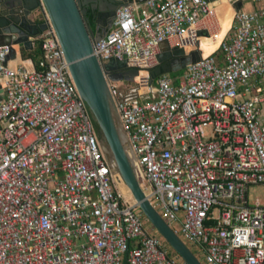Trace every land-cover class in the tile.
<instances>
[{
  "label": "built area",
  "instance_id": "1",
  "mask_svg": "<svg viewBox=\"0 0 264 264\" xmlns=\"http://www.w3.org/2000/svg\"><path fill=\"white\" fill-rule=\"evenodd\" d=\"M219 1L119 8L93 54L101 66L144 73L107 85L151 206L206 264H264V203L248 197L250 186L264 189V0H225L234 17L220 60L217 51L188 64L178 82L168 74L148 82L162 46L192 52L211 34ZM247 1L257 7L244 10ZM42 20L36 67L11 66V46L0 45V264H179L118 191L116 164L101 149L46 12Z\"/></svg>",
  "mask_w": 264,
  "mask_h": 264
},
{
  "label": "water",
  "instance_id": "2",
  "mask_svg": "<svg viewBox=\"0 0 264 264\" xmlns=\"http://www.w3.org/2000/svg\"><path fill=\"white\" fill-rule=\"evenodd\" d=\"M146 1L148 0H0V45L11 46L9 57L16 53L14 46L26 49L32 47L35 39L47 27L42 20L46 12L69 65L77 91L99 128L119 176L135 204L183 264H202L151 206L141 190L122 145L107 81L133 82L139 75V70L127 68L124 63L116 61L101 66L93 54V44L107 34L113 23L104 33L98 25L92 28L86 9L89 8L104 16L111 15L114 21L119 8ZM242 5V1H238L233 7L240 10ZM219 44L207 56L201 55L198 45L196 50L188 54L178 48L160 53L156 57L158 66L149 70V84L162 74L171 73V64H180L174 71L176 72L185 69L191 62L214 55L219 49Z\"/></svg>",
  "mask_w": 264,
  "mask_h": 264
},
{
  "label": "rangeland",
  "instance_id": "3",
  "mask_svg": "<svg viewBox=\"0 0 264 264\" xmlns=\"http://www.w3.org/2000/svg\"><path fill=\"white\" fill-rule=\"evenodd\" d=\"M257 7V4L255 1H247L244 4V10L246 11H251L253 9H255ZM191 51V50H190ZM189 51V52H190ZM187 52V54L189 53ZM215 56L220 60L221 59V53L218 51ZM185 73V69H182L180 71H176V72H171L168 73V76L171 79H176L179 78ZM141 75V74H140ZM141 78V77H140ZM178 82V81H177ZM129 83L128 82H119V86H127ZM153 85L156 86L157 82H153ZM263 113H264V105H263ZM100 146L102 151L104 152V154L107 157H112L110 154V151L107 147V144L105 142V140L103 139V137L98 138ZM118 191H120L122 194H124V196L126 198H132L130 192L128 191V189L126 188V186L124 185V183H118ZM248 197H249V202L250 203H254L256 200H258L260 203H264V189L259 186V185H253L250 186L248 189ZM133 199V198H132ZM144 226L146 228L147 231L156 234L158 237H160L157 232L154 230V228L152 227V225L146 220V218L144 217ZM173 229L178 233V236L182 239V241L187 245V247L192 251V253L197 257V259L202 263V264H206L205 258L203 257V255L201 254V252L199 251V249H197L194 245H192L189 241H187L180 233V229H179V225L174 224L173 225ZM161 238V237H160ZM169 247V246H168ZM170 248V247H169ZM171 249V248H170ZM171 251V250H170ZM173 251V250H172ZM172 255L176 258V260L178 261L179 264H183L182 260L176 256V254H174V252H172Z\"/></svg>",
  "mask_w": 264,
  "mask_h": 264
},
{
  "label": "crops",
  "instance_id": "4",
  "mask_svg": "<svg viewBox=\"0 0 264 264\" xmlns=\"http://www.w3.org/2000/svg\"><path fill=\"white\" fill-rule=\"evenodd\" d=\"M215 10H214V16L219 22H225L230 25V29L227 31V34H230L231 26H232V21L234 17V10L233 8L228 5L226 2H222L221 0L217 3L214 4ZM37 42L33 43L32 47L26 48H18L17 46H14V49L16 53L11 57L13 60L10 63L11 66H15L17 64H23L27 68L31 69L36 67L35 63L31 59H23L22 55L27 54L28 52L32 51L34 47L37 45ZM170 50L168 45H164L161 48V52H166ZM141 79V78H140ZM173 80V79H172ZM174 82L178 81V78L173 80ZM263 119H264V113H263Z\"/></svg>",
  "mask_w": 264,
  "mask_h": 264
},
{
  "label": "bare ground",
  "instance_id": "5",
  "mask_svg": "<svg viewBox=\"0 0 264 264\" xmlns=\"http://www.w3.org/2000/svg\"><path fill=\"white\" fill-rule=\"evenodd\" d=\"M221 1L225 2V0H221ZM212 21L214 23V30L211 32V34L209 32H203L202 38H200L197 43L200 48V52L202 56L209 55L218 46V44L223 40V38L227 34V31L230 29V25L228 23L219 22L215 18L214 14H213ZM192 49H193V46H190V45L185 46L186 52ZM140 74H144V73L141 72ZM140 74L137 80H140Z\"/></svg>",
  "mask_w": 264,
  "mask_h": 264
},
{
  "label": "flooded vegetation",
  "instance_id": "6",
  "mask_svg": "<svg viewBox=\"0 0 264 264\" xmlns=\"http://www.w3.org/2000/svg\"><path fill=\"white\" fill-rule=\"evenodd\" d=\"M86 10H87V18L90 20L91 27L94 28V26L98 25V27L102 30V33L107 31L111 26V24L113 23V17L111 15L104 16L102 14H98L95 11H91V9L89 8ZM179 65H180L179 63L174 65L171 64L170 65L171 72H174L176 69H178ZM140 77L142 80L145 76L144 74H141Z\"/></svg>",
  "mask_w": 264,
  "mask_h": 264
},
{
  "label": "trees",
  "instance_id": "7",
  "mask_svg": "<svg viewBox=\"0 0 264 264\" xmlns=\"http://www.w3.org/2000/svg\"><path fill=\"white\" fill-rule=\"evenodd\" d=\"M22 57H23V59H28V58L31 59L35 63V66H37V63L41 58V51L39 48V44H37L32 51L28 52L27 54H23ZM93 125H94V129H95V133H96L97 137L101 138L102 134H101L99 128L97 127V125L95 124L94 121H93ZM170 250L172 251V249H170ZM172 252H174V251H172ZM174 254H176V253H174Z\"/></svg>",
  "mask_w": 264,
  "mask_h": 264
}]
</instances>
